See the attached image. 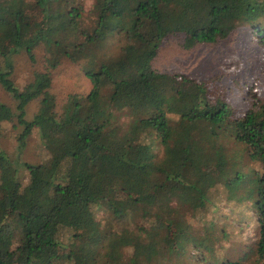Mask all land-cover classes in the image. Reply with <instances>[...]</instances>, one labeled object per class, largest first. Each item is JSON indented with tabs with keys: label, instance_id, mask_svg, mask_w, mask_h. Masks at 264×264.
<instances>
[{
	"label": "trees",
	"instance_id": "1",
	"mask_svg": "<svg viewBox=\"0 0 264 264\" xmlns=\"http://www.w3.org/2000/svg\"><path fill=\"white\" fill-rule=\"evenodd\" d=\"M85 2L0 0L14 100L0 125L18 127L15 153L0 147V264H264V93L237 105L151 66L168 36L186 50L243 33L264 45V0H92L87 28ZM38 50L43 67L18 86L16 55L35 65ZM64 61L88 92L57 98ZM32 135L41 162L23 158ZM232 219L254 223L249 262L233 260ZM146 224L165 231L145 241Z\"/></svg>",
	"mask_w": 264,
	"mask_h": 264
},
{
	"label": "rangeland",
	"instance_id": "2",
	"mask_svg": "<svg viewBox=\"0 0 264 264\" xmlns=\"http://www.w3.org/2000/svg\"><path fill=\"white\" fill-rule=\"evenodd\" d=\"M92 0H86V13L80 20V25L87 28L93 19L88 13ZM181 35L166 37L159 47L157 57L152 62L153 69L161 72L184 73L189 76L208 81L212 95H220L234 104L244 102L247 95L254 92L264 93V45H260L252 40L247 33L235 34L226 40H221L212 44H198L190 50L181 46ZM36 64L28 61L24 53L15 57L14 79L18 86L29 82L33 78L34 72L43 67L41 53L38 50ZM91 84L84 77L80 65L64 61L53 72L52 90L58 99H63L69 93L84 94L90 90ZM0 101L11 106L14 105L12 96L0 87ZM37 102H33L27 107L28 117L37 109ZM18 127L12 123L4 122L0 125V147L9 154L16 151V133ZM45 150L40 144L36 135L28 139V144L24 150V160L32 163L41 162L45 157ZM228 214V213H227ZM132 223L139 220L133 218ZM227 222L235 224L231 236L233 240L239 239L236 235L237 228L244 226L243 222H234L233 219ZM149 238L144 240L157 241L159 236L165 231L164 225L150 226L146 224ZM242 233L244 240L235 241L236 247H231L233 260L249 262L254 259L253 251L246 248L247 239H253L254 223H246ZM193 248H188L189 254L195 253ZM196 254V253H195Z\"/></svg>",
	"mask_w": 264,
	"mask_h": 264
}]
</instances>
